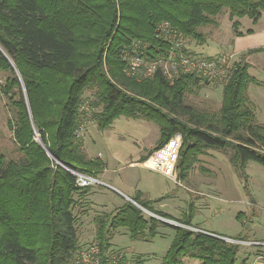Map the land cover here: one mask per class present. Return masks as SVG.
<instances>
[{
    "label": "trees",
    "instance_id": "obj_1",
    "mask_svg": "<svg viewBox=\"0 0 264 264\" xmlns=\"http://www.w3.org/2000/svg\"><path fill=\"white\" fill-rule=\"evenodd\" d=\"M224 8L232 18L246 16L256 24L264 0H0V70L12 76L5 92L18 97L15 132L26 157L7 164L0 156V264L71 263L79 247L75 196H87L92 188L78 187L75 177L56 160L93 177L105 170L103 161L87 158L77 137L87 115L82 111L87 90L96 91L92 110L103 105L102 112L94 115L101 132L121 117L160 126L159 143L143 161L180 135L183 145L174 166L176 180L186 181L198 157L207 151H220L249 189L247 177L243 178L247 164L264 167V127L255 122L247 95L249 86L257 84L249 65L238 63L229 73L222 107L215 114L201 113L185 103V95L201 81L209 83L207 79L184 76L170 86L160 75L136 82L124 73L128 61L124 52L134 41L148 43L147 60H156L170 49L155 36L161 23H169L184 39L198 38L197 28L214 24L213 16ZM239 27L234 24L242 37ZM10 60L21 76L31 114ZM33 127L41 145L31 143ZM132 198L155 216L197 228L193 202L177 220L154 208L166 197L151 201L137 192ZM95 224L103 253L111 250L118 229L125 228L132 242H150L161 226L171 228L175 236L161 264H182L184 258L200 264H236L242 249L157 218L146 219L130 202Z\"/></svg>",
    "mask_w": 264,
    "mask_h": 264
},
{
    "label": "rangeland",
    "instance_id": "obj_2",
    "mask_svg": "<svg viewBox=\"0 0 264 264\" xmlns=\"http://www.w3.org/2000/svg\"><path fill=\"white\" fill-rule=\"evenodd\" d=\"M213 18L214 24L197 28L198 38H185V42L190 51L205 57L234 56L233 69L238 63L250 65L253 77L258 79H256L258 82L255 81L257 84H251L247 90L250 109L254 112L255 122L264 127V12L256 24L246 16L232 18L231 11L227 8ZM120 21L119 17L117 27ZM235 23L240 24L237 31L244 34L242 37L237 35ZM250 31L252 33L248 34ZM258 50L260 51L256 52ZM12 64L10 60V65ZM17 71L15 74L22 83ZM125 76L127 77L126 74ZM9 77H12L9 71L0 70V156L7 164L26 160L15 132L19 117V109L16 106L18 97L5 92ZM130 79L141 82L134 78ZM226 80L227 78H222L209 83L201 81L196 87L194 86L192 92L185 95V103L201 113H219L224 99L223 89ZM22 87H24L23 83ZM22 90L31 114L26 90L25 88ZM95 96V90H87L84 93L82 111L87 115H83V123L77 131V137L83 141L84 153L88 159L98 158L104 162L105 170L98 175V178L109 188L92 187L97 193L92 196L96 204L90 202L92 199L89 200L86 196L80 194L75 196L74 212L78 217L77 227L79 230H86L88 234L84 237L83 246L98 243L95 239L96 219L114 212L118 206L130 200L133 201L132 196L139 191L150 200L166 197L162 201L164 205L160 208L177 219H182L193 202L196 211L193 223L198 229L205 228L226 237L236 238L235 236L241 233L240 235L246 236L247 239L264 240L263 166L254 162L247 164L243 176L248 179L247 190L245 183L238 177L223 152L207 151L206 156L198 157L199 162L194 165L186 181L176 180L173 173L172 152L173 145L181 149L182 136L175 139L168 150L154 154L143 161V158L154 151L159 143L160 126L146 120L121 117L108 130L101 132L98 130L94 115L102 112L103 105L100 104L93 110L90 107L95 101ZM31 122L33 123L32 117ZM33 129L31 143L41 145L39 132L35 127ZM261 151L264 153V150ZM45 152L49 159L52 158L50 152ZM50 160L51 163H56L53 159ZM164 164L167 168L163 166ZM58 165L66 167L64 164ZM203 169L206 172H203ZM133 204L141 207L134 201ZM143 213L146 219L156 218L153 213L146 211ZM241 214L244 218L238 220ZM124 231L127 230L123 228L121 233ZM121 233L117 234L114 244L119 248H128L129 260L125 258L127 264H139L140 259H137L134 251L141 255L153 252L160 255L169 245L168 238L159 239L155 244H135L129 239V235ZM125 250L122 249L120 252L126 255ZM255 255V250L239 249L236 264H252ZM192 264H200V262L192 261Z\"/></svg>",
    "mask_w": 264,
    "mask_h": 264
},
{
    "label": "built area",
    "instance_id": "obj_3",
    "mask_svg": "<svg viewBox=\"0 0 264 264\" xmlns=\"http://www.w3.org/2000/svg\"><path fill=\"white\" fill-rule=\"evenodd\" d=\"M155 36L158 40L168 43L170 49L156 60H147L145 55L150 48L148 43L134 41L129 51L124 52L128 57L127 66L125 68V74L127 77L142 81L150 80L157 75H160L166 79L170 86H173L184 76H195L207 79L208 81L228 78L229 73L233 69L232 60L234 59V56L220 55L211 58L195 53L192 50L190 51L183 35L167 22H163L158 26ZM179 136L180 135H176L175 138L169 141L167 146L162 148L156 154L168 150L171 143L175 142V139ZM179 150V147L176 148L173 145V171ZM163 166L167 168L166 164ZM64 168L75 177L76 185L80 188H92L98 186L108 187V185L102 182L98 177H93L82 171L74 170L69 167ZM155 217L164 223L176 226L174 225L176 223L174 221L165 220L158 216ZM179 227L185 226L180 225ZM185 228L196 233L210 235L230 245H238L242 249L247 248L255 250L256 257L254 256L252 264H264V240L237 239L216 235L198 228ZM125 258L126 256L120 251L110 250L107 253H103L99 243H91L87 246L78 247L73 255L71 264H123Z\"/></svg>",
    "mask_w": 264,
    "mask_h": 264
},
{
    "label": "crops",
    "instance_id": "obj_4",
    "mask_svg": "<svg viewBox=\"0 0 264 264\" xmlns=\"http://www.w3.org/2000/svg\"><path fill=\"white\" fill-rule=\"evenodd\" d=\"M249 67H250V65H249ZM249 73H250V75H252V76H254L253 74H252V68L250 67L249 68ZM256 79H257V77H255ZM258 80V79H257ZM157 152H155L154 154H156ZM153 154V155H154ZM153 155H151L149 158H151ZM96 189H92L91 190V192L86 196L89 200L90 199H92V196H93V194L94 195H96L97 193H96V191H95ZM140 192V191H139ZM137 193V192H136ZM135 193V194H136ZM142 194H144L143 192H141ZM134 194V195H135ZM133 195V196H134ZM132 196V197H133ZM146 195L144 194V197H145ZM85 197V198H86ZM125 197V196H124ZM126 198V197H125ZM146 198V197H145ZM147 199V198H146ZM150 200V199H149ZM151 201H155V200H151ZM90 202H93V203H95L94 201H93V199H92V201H90ZM96 204V203H95ZM124 204H122V205H120V206H118L116 209H118V208H120L121 206H123ZM158 205H160V206H158ZM161 205H164V202H160V203H157V205L156 204H154V208H155V210H157V211H159V212H163V213H166V214H168V215H171L170 213H168V212H165V211H163V210H161ZM115 209V210H116ZM143 211V210H142ZM184 215V214H183ZM173 218H175L173 215H171ZM175 219H177V218H175ZM177 220H180V219H177ZM77 223H78V220H77ZM193 225H194V223H193ZM195 226V225H194ZM199 229H201V230H204V231H206V232H210V233H213V234H216V235H220V234H218V233H216V232H213V231H209V230H207V229H205V228H199ZM171 228H169V227H165V226H161L159 229H158V233H159V235L154 239V240H152V241H150V242H134L135 244H139V243H142V244H155L156 243V241L157 240H159V239H166V238H168V240H169V245H168V247L166 248V250L164 251V253H160V255H158L157 254V252H153V253H148V254H143V255H141V254H139V253H137L136 254V252L134 251V250H132V251H134L133 253L135 254V256L137 257V259H140L139 260V264H161L162 263V261H163V259H164V257H165V255H166V253H167V251L169 250V248H170V245H171V242H172V240H173V238H174V236H175V232L172 230V234H170L171 233ZM81 231V232H80ZM122 232V229H120V230H118V231H116L114 234H115V236H114V239L112 240V242H111V244H112V251H121L122 249H126L125 250V256H126V258H128L129 257V251H128V248L127 247H122V248H119V247H116L115 246V244H114V241L116 240V236H117V234L119 235L120 233ZM121 234H126V235H128V232L127 231H124L123 233H121ZM241 233H239L237 236H239ZM88 234H87V231L86 230H79L78 229V227H77V236H78V239H79V246H83V244H85V243H83V240H84V237H86ZM221 236H223V235H221ZM237 236H235V237H237ZM129 237V236H128ZM95 239H96V235H95ZM114 249V250H113ZM128 260H129V258H128ZM192 261H195V260H192V259H189V258H184L183 260H182V264H192ZM196 263H197V261H195ZM127 264V263H126ZM129 264V263H128Z\"/></svg>",
    "mask_w": 264,
    "mask_h": 264
},
{
    "label": "water",
    "instance_id": "obj_5",
    "mask_svg": "<svg viewBox=\"0 0 264 264\" xmlns=\"http://www.w3.org/2000/svg\"><path fill=\"white\" fill-rule=\"evenodd\" d=\"M12 66H13V69L15 70V71H17V69L15 68V66L12 64ZM17 73H18V71H17ZM24 88V87H23ZM56 162L58 163V164H60V165H62V163L61 162H59L58 160H56ZM130 202H132L133 203V201H131L130 200ZM137 207H139V206H137ZM141 210H143V211H146L145 209H143V208H141V207H139ZM146 212H148V211H146ZM148 213H150V212H148ZM174 225H176V226H180V225H178L177 223H175Z\"/></svg>",
    "mask_w": 264,
    "mask_h": 264
}]
</instances>
